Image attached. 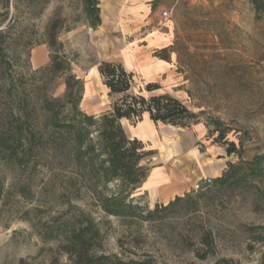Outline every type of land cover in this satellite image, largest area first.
<instances>
[{"label":"rangeland","instance_id":"374dc122","mask_svg":"<svg viewBox=\"0 0 264 264\" xmlns=\"http://www.w3.org/2000/svg\"><path fill=\"white\" fill-rule=\"evenodd\" d=\"M77 1L0 0L1 103L4 72L16 82L18 96L29 92L32 78L44 91L63 94V76H32L50 62L44 29L58 16L64 20L58 40L72 72L84 83L83 111L111 110L115 96L107 94L96 69L99 61L111 60L134 74L133 93L147 96L146 83H158L156 93H169L199 116V122L184 128L153 123L146 114L137 122L125 119L126 134L140 139L150 153L141 160L149 171L132 194L135 199L150 207L167 202L198 189L202 179L238 160L208 137L204 122L209 117L232 128L229 137L242 140L245 157L264 152V9L257 10L251 0H100L101 24L93 29L73 21ZM35 160L18 165L0 158V264H68L57 241L44 240L38 232L74 210L88 213L99 227L98 252L122 258L148 254L156 264H208L221 257L260 264L264 243L252 241L248 228L264 225V203L254 211L248 197L213 198L196 215L142 222L128 230L87 192L59 197L61 182L71 176L60 156ZM177 162L185 174L182 183L163 196L151 180L167 177ZM205 231L211 233L215 253L201 259L197 253L207 248L201 240Z\"/></svg>","mask_w":264,"mask_h":264},{"label":"trees","instance_id":"16d2710c","mask_svg":"<svg viewBox=\"0 0 264 264\" xmlns=\"http://www.w3.org/2000/svg\"><path fill=\"white\" fill-rule=\"evenodd\" d=\"M77 2L79 14L73 21L81 20L88 27L97 28L101 24L100 0ZM251 2L257 10L264 9V0ZM63 23L64 20L56 16L46 24L42 43L51 50L50 62L32 72V76L36 73L63 76L62 95L44 91L32 78L27 84L29 92L18 96L13 77L6 72L2 74L5 84L0 102V158L28 165L41 155L60 156L71 169V176L61 182L59 197H79L87 192L105 214L120 219L128 230L142 222L156 223L174 216L196 215L213 198L248 197L252 209H260L264 203V152L245 157L242 140L230 138L232 128L218 117H209L204 122L208 137L223 147L227 155H236L237 161H228L219 175L202 179L198 189L175 195L166 203L150 207L135 199L132 194L146 180L149 171L141 160L150 153L140 139L126 134L121 119L137 122L146 114L153 123L184 128L199 122V116L169 93H156L160 89L158 83H146L145 90L150 93L147 96L133 93L134 74L120 62L111 60L99 61L96 68L107 94L115 96L111 110L99 115L83 111L80 101L84 83L72 72L71 61L58 40ZM3 36L4 32L0 31V43ZM4 63L0 48V65ZM4 111H7L5 118L2 117ZM55 220L43 224L38 234L44 240H56L68 264H156L148 254L122 258L116 253L98 252L102 241L100 229L82 210H74L72 215ZM248 231L252 241L264 243V225L251 226ZM201 240L207 248L197 255L206 259L215 253L210 231H205ZM208 264L239 263L221 257ZM260 264H264V250Z\"/></svg>","mask_w":264,"mask_h":264},{"label":"crops","instance_id":"0c3cea01","mask_svg":"<svg viewBox=\"0 0 264 264\" xmlns=\"http://www.w3.org/2000/svg\"><path fill=\"white\" fill-rule=\"evenodd\" d=\"M125 119H121L122 126L124 125ZM182 168L178 163L173 167L170 174L167 177H157L151 180L152 187L157 190V192L163 196H168L170 193L175 192L176 186L182 183V176L185 175L184 172L180 173ZM179 171V172H178ZM184 181L189 179L183 178ZM166 203V201L164 202Z\"/></svg>","mask_w":264,"mask_h":264},{"label":"bare ground","instance_id":"6f19581e","mask_svg":"<svg viewBox=\"0 0 264 264\" xmlns=\"http://www.w3.org/2000/svg\"><path fill=\"white\" fill-rule=\"evenodd\" d=\"M186 158V157H185ZM178 163V162H177ZM181 164V163H180Z\"/></svg>","mask_w":264,"mask_h":264}]
</instances>
